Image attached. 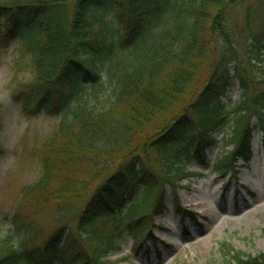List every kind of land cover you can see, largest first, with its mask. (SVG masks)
Here are the masks:
<instances>
[{"label":"trees","instance_id":"trees-1","mask_svg":"<svg viewBox=\"0 0 264 264\" xmlns=\"http://www.w3.org/2000/svg\"><path fill=\"white\" fill-rule=\"evenodd\" d=\"M244 2L0 0L3 36L32 56V79L12 100L26 117H60L41 148L40 177L23 187L11 227L0 230V264H112L107 257L124 236L140 240L163 213L164 189L177 196L189 166L206 164L215 130L231 120L232 148L214 162L218 173L247 166L256 133L264 151V2L243 10L248 76L226 27ZM112 20L117 27L109 28ZM219 38L228 48L197 88L198 68ZM235 79L240 98L226 113ZM24 208L48 214L53 229L22 221ZM230 257L264 264V251Z\"/></svg>","mask_w":264,"mask_h":264},{"label":"rangeland","instance_id":"rangeland-1","mask_svg":"<svg viewBox=\"0 0 264 264\" xmlns=\"http://www.w3.org/2000/svg\"><path fill=\"white\" fill-rule=\"evenodd\" d=\"M248 3L256 4L255 0H245L238 10L230 12L226 20V27L233 34L231 45L239 55L241 76L242 71H245L243 75L248 76L245 64L247 31L243 17L244 7ZM261 14H264V4L261 6ZM106 18L111 19V16ZM114 21L109 28L117 27ZM218 40L217 50H213V42L211 51L198 68L195 77L197 88L211 73L221 49L228 48L222 38ZM234 72L231 65L230 75ZM32 76V56L17 39L5 38L0 29L1 236L11 227V219L22 198L23 187L40 177L41 148L60 122V117L44 113L26 117L20 105L12 100L13 93L28 83ZM188 93L191 94L192 90H188ZM240 94L241 89L235 79L223 98L226 113L233 111ZM231 128L232 122L229 120L212 133L216 144L206 150V164L201 166L192 163L189 166L191 175L182 181L177 196L169 186L164 189L163 213L148 220L147 231L145 229L140 240L135 241L134 237L125 235L119 250L108 255L110 263L234 264L230 257L232 250L240 251L243 256H256L264 251V152L260 143L261 134L254 135V156L245 168L239 170L236 177L233 171L218 173L213 168L214 162L232 148L229 140ZM153 163L150 160L149 164ZM152 168L159 171L154 165ZM194 200L199 201V204L195 206ZM177 210L184 212L182 216ZM20 213L22 221H33L46 233L54 227L48 214L31 215L25 208L20 209ZM70 223L73 226L72 236L80 241L74 231L75 220Z\"/></svg>","mask_w":264,"mask_h":264},{"label":"bare ground","instance_id":"bare-ground-1","mask_svg":"<svg viewBox=\"0 0 264 264\" xmlns=\"http://www.w3.org/2000/svg\"><path fill=\"white\" fill-rule=\"evenodd\" d=\"M194 205L196 206V205H198L199 204V201H197V200H194Z\"/></svg>","mask_w":264,"mask_h":264}]
</instances>
